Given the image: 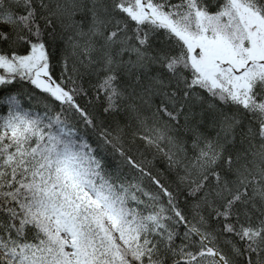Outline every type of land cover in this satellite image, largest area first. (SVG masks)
<instances>
[{"label": "snow or ice", "instance_id": "snow-or-ice-1", "mask_svg": "<svg viewBox=\"0 0 264 264\" xmlns=\"http://www.w3.org/2000/svg\"><path fill=\"white\" fill-rule=\"evenodd\" d=\"M0 264H264V0H0Z\"/></svg>", "mask_w": 264, "mask_h": 264}]
</instances>
